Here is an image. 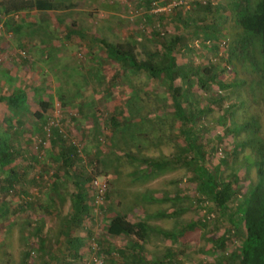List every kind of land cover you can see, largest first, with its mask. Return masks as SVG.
<instances>
[{"label":"rangeland","instance_id":"rangeland-1","mask_svg":"<svg viewBox=\"0 0 264 264\" xmlns=\"http://www.w3.org/2000/svg\"><path fill=\"white\" fill-rule=\"evenodd\" d=\"M55 1L68 8L9 15L0 8V96L24 89L27 100L20 114L0 99V139L7 140L13 155L11 164H0V264H21L30 250L35 254L31 262L42 264L44 258L35 251L40 246L38 229L45 260L57 264L62 251L56 248L79 189L89 211L71 233L77 246L81 243L67 258L71 264H94L86 257L90 249H100L102 264H141L127 250L133 244L132 252L140 251L142 264H164L171 257L185 264H215L238 250L239 241L232 237H227L224 249L214 243L223 235L225 221L220 224L207 202L197 199L193 164L158 170L131 158L164 159L181 150L166 83L121 67L95 42L129 41L136 58L148 62L150 53L159 49L151 39L152 29L172 35L174 27L167 18L177 19L179 11L203 17L196 8L198 0ZM223 13L216 26L221 37L203 42L207 48L219 46L217 52L206 50L202 38H194L187 54L184 39L181 47L186 46L182 54L176 50L175 57L179 64L199 66V73L210 64L219 66L215 84L191 90L189 107L199 113L193 127L202 129L203 173H215L221 182L234 175L236 204L258 182L262 157L257 149L264 148V75L257 49L250 58L229 60L228 49L235 42L241 46L243 37L232 12ZM41 101L48 103V110L38 120L34 114ZM115 111H120V126L114 130L106 119ZM72 147L76 154L71 163L66 153ZM69 165L77 167L81 181L71 176ZM12 170L15 175L10 176ZM8 181L12 187H6ZM118 215L147 225L142 243L124 236L107 238L105 224ZM158 230L177 237L164 238Z\"/></svg>","mask_w":264,"mask_h":264},{"label":"trees","instance_id":"trees-1","mask_svg":"<svg viewBox=\"0 0 264 264\" xmlns=\"http://www.w3.org/2000/svg\"><path fill=\"white\" fill-rule=\"evenodd\" d=\"M226 1V5H223V3L214 5L211 0H198L196 8L203 11V17L195 18L183 11L176 13L177 19L168 17L169 26L174 27L172 35H165L160 28H153L151 39L159 49L155 53H150L153 55H150V61L148 62L139 61L136 58L135 48L129 41L113 44L103 39L95 38V42L108 55L116 58L120 62L121 67L135 72H144L152 80H160L162 78L166 83L168 97L176 116L175 120L178 125L176 138L181 143V150L176 155L164 159H144L138 155H132L131 158L135 162L137 161L142 165L158 170L171 165L190 166L193 164L198 181L197 194L199 196L197 199L200 200L199 202H207V206L219 217V221L228 222V225L225 222L223 223V235L219 239H214V243L220 244L222 249H224L227 237H232L235 238L234 240L239 241L238 250H233L227 256H223L222 259H217L215 264H264V148L258 145L257 151L261 155L262 160L257 165V185L249 190V194L244 196L240 203L235 204L238 188L237 179L234 175L227 182H221L218 179L219 176L215 173L209 171L203 173L204 168L201 160L205 156V150L199 143V140L203 137L201 135L202 129L197 131L193 127L199 113L189 107L191 90L193 91L195 85L205 89L207 86L215 84L219 80V66L210 64L199 73V66L179 64L175 57L176 50L182 54V49L186 46L185 44L183 48L181 47L184 39H187L186 53L188 54L189 41L194 38H202L203 43L206 40L221 37L220 33L216 31V26L222 20L223 12L227 9L232 12L234 21L242 30L243 37L241 46H238V42H235L234 46L231 45L228 49L231 57L229 60L238 56L244 59L250 58V53L257 49L256 51L260 57L259 68L264 75V0ZM0 8L3 9V13L9 15L33 9L38 12L64 11L68 7L63 2H56L55 0H1ZM77 34L82 38L84 37L82 32ZM203 47L210 52H217L219 46L212 45L211 48H207L209 45H204L203 43ZM219 58L221 57L219 56ZM23 90L14 89L9 97L0 96V99L6 100L12 111L19 110L17 112L21 114L26 111L24 106L27 101ZM235 108L236 105L235 107L233 105L229 106L226 114H229ZM47 110L48 103L41 101L39 103V111L34 114L35 118L41 120ZM119 115L120 111H115L106 119V125L114 130L118 129L120 126ZM72 148L73 150L70 148L66 153L67 159L71 163V158L76 154V149ZM12 157L7 140L0 139V164L3 166L11 164ZM68 169L71 176L79 178V181L82 180L76 174L78 170L76 166L69 165ZM9 175H15V172L12 170ZM22 182H25V180ZM8 186L12 187L13 185L8 181L6 187ZM2 190H4L3 187ZM88 211L89 208L83 198L82 191L79 189L73 197L72 212L64 235L61 236L62 242L56 248L57 251H62V254L58 256L57 264H71L67 260L68 256L72 257L74 253L79 251L78 248H80L81 243H78L77 246L76 239H73L71 233L75 227L80 226L78 224H81ZM156 215L159 217L164 216L163 213H157ZM105 230L107 238L124 236L135 243H142L145 239L147 225L143 221L133 222L123 215H118L105 224ZM37 232L40 246L35 251L40 252L39 255L44 258L42 259V264H51L52 261L45 260L46 256L42 251V232H40V229ZM157 232L164 238L177 237L171 231L158 230ZM105 241L109 242V239L108 241L105 239ZM133 245L127 246V250L133 259L142 264L144 259H142L140 251H138L139 253L132 252ZM102 250L108 252L109 255V251L106 248H102ZM124 253V251H121V255ZM94 254H96L95 257ZM100 255H102L100 249L97 252L90 249L86 257H90V261L93 260L94 262V259L100 257ZM173 255L174 253L170 256ZM34 257L33 250L28 251L27 254H24L21 264H33L34 262L31 261L34 260ZM122 258L126 259L124 256ZM172 258L164 262V264H185L177 257ZM81 261L84 262L83 260ZM203 264L210 263L205 261Z\"/></svg>","mask_w":264,"mask_h":264},{"label":"built area","instance_id":"built-area-1","mask_svg":"<svg viewBox=\"0 0 264 264\" xmlns=\"http://www.w3.org/2000/svg\"><path fill=\"white\" fill-rule=\"evenodd\" d=\"M171 9H168V10H166V11H170ZM94 264H102V261H101V259L100 258H96V259H94Z\"/></svg>","mask_w":264,"mask_h":264}]
</instances>
